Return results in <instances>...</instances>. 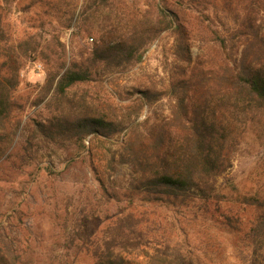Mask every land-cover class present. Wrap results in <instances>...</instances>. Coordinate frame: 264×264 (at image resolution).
Masks as SVG:
<instances>
[{
    "label": "trees",
    "instance_id": "trees-1",
    "mask_svg": "<svg viewBox=\"0 0 264 264\" xmlns=\"http://www.w3.org/2000/svg\"><path fill=\"white\" fill-rule=\"evenodd\" d=\"M221 1L230 5L229 0ZM5 2L0 0V158L10 149L21 124L13 114L20 109L22 54L36 53L24 36L9 32ZM83 2L79 11L75 5L65 30L73 23L82 25L79 17L94 0ZM33 16L42 18L40 12ZM216 19L222 25L212 21L201 34L213 58L206 67L192 62V29L184 14L166 12L158 5L152 33L155 37L163 32L177 35L175 55L182 68L165 90L137 91L135 118L144 106L165 99L171 104L167 116L136 123L128 114L120 118L112 106L94 107V113L83 105L70 119L33 124L37 136L52 142L71 137L82 143L88 136L108 140L125 131L113 158L128 169L126 207L107 223L100 239L85 243L92 264H136L133 257L141 258L142 264H222L227 255L234 264H264V196L237 195L230 201L217 186L232 168L240 145L235 124H245L264 110V0H239L222 18L216 14ZM127 26L135 28L130 21ZM111 29L96 31L101 36L86 59L87 66L65 61L59 70L48 72V91L63 98L92 81L96 65L107 70L109 82L139 63L146 45L142 34ZM116 96L119 101L129 99L121 92ZM151 210L166 211V224L154 221ZM194 226L206 234L201 257L189 249ZM67 236L70 249L84 240L79 234ZM10 253L7 243L0 246V264H10L4 257Z\"/></svg>",
    "mask_w": 264,
    "mask_h": 264
},
{
    "label": "rangeland",
    "instance_id": "rangeland-1",
    "mask_svg": "<svg viewBox=\"0 0 264 264\" xmlns=\"http://www.w3.org/2000/svg\"><path fill=\"white\" fill-rule=\"evenodd\" d=\"M5 1L9 32L24 36L36 53L22 54L25 64L17 90L20 109L13 114L21 124L10 149L0 158V246L7 243L13 250L4 255L10 264H92L85 243L100 239L107 223L126 207L128 169L113 158L125 131L108 140L88 136L82 143L71 137L52 142L37 136L32 131L33 124L70 119L83 105L92 112L94 107L112 106L120 118L128 114L136 123L167 116L171 104L165 99L144 106L135 118L137 91L165 90L182 68L175 55L177 35L163 32L155 37L152 33L158 5L166 12L184 14L188 29H192V62L207 67L213 58L210 44L201 34L212 21L213 25H222L216 14L222 18L239 0H229L227 7L221 0H181L182 6L180 0H94L86 14L79 17L82 25L73 23L68 30L65 26L71 13L75 5L78 11L83 8V0L76 4L75 0ZM37 12L41 14L40 21L33 16ZM42 21L45 25L40 27ZM128 21L135 28L127 26ZM110 26L111 30L121 29L123 34L135 30L142 34L146 45L140 62L109 82L105 78L107 70L96 65L92 81L68 91L63 98L48 91L47 73L59 70L65 61L87 66L86 59L101 36L96 31ZM117 92L129 99L119 101ZM235 125L234 135L240 145L232 168L217 186L230 201L237 195L263 197L264 110L245 124ZM149 214L154 221L166 224V211L151 210ZM192 232L189 249L201 257L206 248L201 242L206 234L199 226H194ZM68 234H79L84 240L74 242L70 249ZM133 260L142 264L141 258ZM223 261L222 264L235 263L229 255Z\"/></svg>",
    "mask_w": 264,
    "mask_h": 264
}]
</instances>
